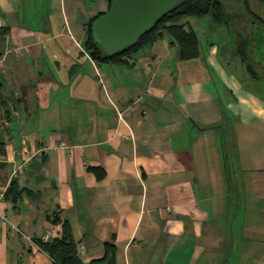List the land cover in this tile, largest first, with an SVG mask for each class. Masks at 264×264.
I'll return each instance as SVG.
<instances>
[{
    "label": "crops",
    "instance_id": "crops-1",
    "mask_svg": "<svg viewBox=\"0 0 264 264\" xmlns=\"http://www.w3.org/2000/svg\"><path fill=\"white\" fill-rule=\"evenodd\" d=\"M107 8L0 0V264H53L37 242L63 223L86 264H264V96L216 46L180 60L166 37L93 60L85 25Z\"/></svg>",
    "mask_w": 264,
    "mask_h": 264
},
{
    "label": "trees",
    "instance_id": "trees-1",
    "mask_svg": "<svg viewBox=\"0 0 264 264\" xmlns=\"http://www.w3.org/2000/svg\"><path fill=\"white\" fill-rule=\"evenodd\" d=\"M112 0H108V8ZM246 4V2H245ZM104 12L98 13L86 23V38L84 41L85 50L89 56L98 62H122L123 57L130 56L146 47L151 46L155 42L164 38H169L171 45H176L178 57L180 60H189L197 58L199 52V37L198 34L187 23H183L184 18H201L210 16L211 19L220 25H227L228 15L224 10L222 0H182L172 11L160 18L154 27L139 38L135 45L116 55H106L96 41L92 23ZM245 48H240L241 62L246 64V68L253 77H258L253 70V65L247 60L250 54L249 40H243ZM94 173H98V179L102 178L99 175L100 169L90 168ZM22 189L19 188L17 181L13 180L5 192L6 197H10L13 202H16L20 197ZM54 222L60 223L58 218ZM38 248L48 255L53 264H86L81 261L77 245L73 241L70 226L68 223L62 224V238L54 239L50 242H37ZM115 252L114 245L106 243L107 255H113ZM87 264H102L100 260H94Z\"/></svg>",
    "mask_w": 264,
    "mask_h": 264
},
{
    "label": "rangeland",
    "instance_id": "rangeland-1",
    "mask_svg": "<svg viewBox=\"0 0 264 264\" xmlns=\"http://www.w3.org/2000/svg\"><path fill=\"white\" fill-rule=\"evenodd\" d=\"M222 1L224 10L228 15L227 25L214 22L210 16L193 18L191 23L194 31L198 34L199 46L202 51L208 50L211 46H216L218 49L217 56L225 66L228 74L233 75L245 90L264 96V50L256 47L253 51L250 48L251 44L248 46L253 53L250 54L248 50L250 56L247 60L253 65V70L258 75L256 78H253L247 72L246 64L240 60V48H245L243 40L253 39L256 43L259 42L264 45V40H261L262 33L257 30L258 26L255 25V23H258V19L264 25V0ZM56 11L59 13V6H56ZM247 24L251 25V32L246 30ZM101 63H104V61H101ZM211 88L218 94H230L229 88L220 81L212 83ZM259 139L257 138V140ZM225 151L228 154L229 150L225 149ZM234 164L237 165L236 160L234 158L231 160L228 157L224 172L226 171L231 178H233ZM250 206L254 207V204L250 202Z\"/></svg>",
    "mask_w": 264,
    "mask_h": 264
},
{
    "label": "water",
    "instance_id": "water-1",
    "mask_svg": "<svg viewBox=\"0 0 264 264\" xmlns=\"http://www.w3.org/2000/svg\"><path fill=\"white\" fill-rule=\"evenodd\" d=\"M181 1L112 0L109 9L92 23L93 35L106 55L119 54L135 45Z\"/></svg>",
    "mask_w": 264,
    "mask_h": 264
},
{
    "label": "flooded vegetation",
    "instance_id": "flooded-vegetation-1",
    "mask_svg": "<svg viewBox=\"0 0 264 264\" xmlns=\"http://www.w3.org/2000/svg\"><path fill=\"white\" fill-rule=\"evenodd\" d=\"M246 27H247L246 30H249V31L251 30V25L247 24ZM257 30H258V27H257ZM250 32H251V31H250ZM252 40H253V39H252ZM258 43H259V42H258ZM256 47H257V49L260 48L261 50H264V47L262 48L261 45H260V43H259V45H257ZM255 49H256V48H254L253 51H254ZM253 51H252V53H253Z\"/></svg>",
    "mask_w": 264,
    "mask_h": 264
},
{
    "label": "built area",
    "instance_id": "built-area-1",
    "mask_svg": "<svg viewBox=\"0 0 264 264\" xmlns=\"http://www.w3.org/2000/svg\"><path fill=\"white\" fill-rule=\"evenodd\" d=\"M4 196V191H0V199Z\"/></svg>",
    "mask_w": 264,
    "mask_h": 264
}]
</instances>
